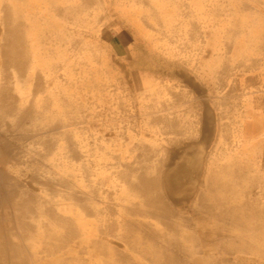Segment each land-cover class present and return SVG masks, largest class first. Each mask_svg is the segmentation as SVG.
I'll return each instance as SVG.
<instances>
[{"label": "rangeland", "instance_id": "1", "mask_svg": "<svg viewBox=\"0 0 264 264\" xmlns=\"http://www.w3.org/2000/svg\"><path fill=\"white\" fill-rule=\"evenodd\" d=\"M3 1L0 0V3ZM55 1L58 5L65 3V0ZM176 1L93 0L90 7L76 8L73 15L61 11V9L58 10L59 15H56L53 7L51 10H46L45 5L41 2L30 1L31 6H36L29 9L28 12L30 23L36 26L34 32H30L29 35L31 37L30 45L34 47L29 49L30 57L23 81L16 80V78L11 81V86L17 96L15 101L7 97V92L1 88L3 82L0 80V107L3 109L11 106L12 102L17 103L19 107L29 105L33 110H47L46 115L50 114V118H59L62 123L58 127L61 129L52 131L41 129L45 124L38 123V121L33 122L28 115L18 116L19 121L17 120V123L14 124V128H6L3 122V125L0 123V130L3 131H0V215L7 217L1 219V222L11 223L12 218L8 219V216L11 214L15 216L17 213V201L19 202L24 196L30 195L31 192L35 196L38 193L36 197L39 198L41 205H37L42 212L49 208L59 215H62L63 211L65 213L64 197L67 205L76 207V209L84 203L88 207L90 206V209L93 207L91 210L95 212L91 211L93 215H90L91 212L89 215L83 214V220H77V223L72 222L73 227L76 224L77 232L68 238L69 240L66 239L64 243H66L67 250H75L82 241H85L84 239L89 241L92 238L89 237L92 230H98L100 227L101 229L113 228V226L104 225L112 223L107 219L154 217L149 213L135 214L137 209L133 213L127 211V206H132L131 203L136 201L130 194L128 185L130 181L137 179V175H142L138 173L139 170L146 171L144 173L146 176L151 177L152 175L153 177L154 172L159 170L160 162L158 161L161 160L162 174L156 173V177L162 176L158 191L162 197H165V204L167 202L166 206L171 211L168 219L163 220V254L168 255L169 260L172 257L171 261L177 259L178 264H264V232L257 233L258 235L242 233V231L236 230L237 226L232 227L233 230L226 226L227 229L229 228V232L227 230L216 232L211 223L207 224L197 220V210H194L192 206H187L185 199L174 201L170 197V191L166 189V178L173 181V185L170 184L171 188L191 189L187 196H190L193 202L198 201L197 206L200 207L201 200L198 195L206 191L204 184L206 180L208 183L211 179L213 192L210 195L207 194L206 199L212 201L215 193V197L224 199L225 193L229 195L226 200L228 206H234L235 203L236 206L242 204L248 206L247 210H250L251 206L264 208V121L259 120L264 119V0ZM80 2L85 4V1L77 0L74 3L75 6L78 7ZM238 19L239 21H237ZM145 22L147 23L145 24ZM176 22L178 23L176 24ZM223 63L229 65L224 66ZM213 69L215 70L212 71ZM35 71L40 76V83L42 81L41 84L39 83V88L43 87L38 91H31L35 84ZM185 75H187L186 78ZM64 78L66 79L64 80ZM176 92L178 93L176 94ZM184 99L186 101L183 102ZM221 104L225 106L222 107ZM69 107L70 109H68ZM11 120H14L13 115L5 119V121ZM167 120L168 123H165ZM36 122L35 130L32 129V125ZM211 125L212 127H210ZM180 128L183 129L180 131ZM209 128H211V132ZM53 131L54 133H52ZM50 134L52 137H49ZM42 137H49L51 144H45V146ZM11 140L12 142H10ZM142 145L148 146L149 149H155L158 154H150L151 156L145 154ZM190 145H193V149L187 152L186 149ZM201 150L203 151L200 152ZM92 156L96 158L93 159ZM143 158L147 160L142 161ZM219 160L220 162H218ZM238 160L241 161L240 164L242 161L243 163L237 164ZM139 162L144 167H140ZM207 163L209 164L207 165ZM247 169L252 173L253 178ZM218 170H221L223 174ZM164 173L168 174L164 175ZM243 173L242 178L244 179H241ZM48 174L49 176H47ZM219 174L220 176H218ZM232 176L235 180H232ZM218 183H223L226 187L231 186L225 192L224 188L218 187ZM48 184L52 190L48 189ZM22 185L24 186L22 187ZM96 189L97 191H95ZM53 192L58 194L53 197ZM93 192L94 197L91 195ZM6 193L8 196L5 195ZM74 193L78 197L72 195ZM261 195L262 197H260ZM70 198H74V200L72 201ZM8 205L9 207H7ZM109 209L112 211H108ZM10 211L12 212L10 213ZM182 215L186 219L185 221L181 220L184 219ZM42 216L45 217L44 214ZM259 216L260 218L264 217V209L262 213L260 210ZM85 220L87 221L85 222ZM36 222L28 227L46 228L45 224L48 221ZM245 225L250 229L253 227L252 222ZM0 227H4L3 229L8 232L5 235H10L12 229H19L17 238L20 243L23 239L22 244L25 247L31 241V237H27L28 231L24 230L25 226L3 225ZM52 228H58V232L62 229L53 224ZM262 228L264 231V221ZM94 233L100 236V233ZM34 241L38 243V240ZM51 241L49 240V244ZM176 245L180 246L181 250ZM188 248L190 249L187 250Z\"/></svg>", "mask_w": 264, "mask_h": 264}, {"label": "bare ground", "instance_id": "2", "mask_svg": "<svg viewBox=\"0 0 264 264\" xmlns=\"http://www.w3.org/2000/svg\"><path fill=\"white\" fill-rule=\"evenodd\" d=\"M30 1L31 0H4L3 2H1L0 3V29H1V35H0V80L3 82V85L1 86V88L3 89V91H5V92H7V97H9L10 99H13L14 101H15V99H16V95H15V90L13 89V87L11 86L12 84H11V81H13V79H15L16 78V80H19V81H23V78H24V75H25V73H26V68H27V62H28V59H29V57H30V52H29V49H32V47H34L33 45L31 46L30 45V42H29V39H31V37L29 36L30 35V32H34V29H35V25L34 24H32V23H30V21H29V9H33V8H35L36 6H31V4H30ZM37 1H39V2H41L43 5H45L44 7H45V9L47 10V9H49V10H51V7H53L54 8V10H55V12H56V15H59V9L60 8H55V6H58V5H54V3H53V1L51 0V2H49L48 0H37ZM176 1V0H175ZM181 1V0H180ZM88 2H90V1H88ZM144 2H145V0H144ZM177 2V1H176ZM48 4V5H47ZM213 4V3H212ZM211 4V5H212ZM219 4V3H218ZM182 6V5H181ZM178 7H180V6H178ZM188 7V6H187ZM210 7V6H209ZM220 7L222 8V6L220 5ZM226 8V7H225ZM180 9V8H179ZM236 11H237V9L236 8H234ZM187 10V9H186ZM226 10V9H225ZM61 11H64V12H66V13H68V14H70V15H73V11H74V9H61ZM212 11V10H211ZM210 11V12H211ZM224 11V10H223ZM233 11V10H232ZM179 12H181V11H179ZM178 12V13H179ZM183 12V11H182ZM230 12V11H229ZM208 14V13H207ZM236 14V13H235ZM240 14V13H239ZM102 15V14H101ZM104 15V14H103ZM225 15V14H224ZM227 15V14H226ZM190 16V15H189ZM195 16V15H194ZM142 17V16H141ZM156 17V16H155ZM210 17H211V15H210ZM209 17V18H210ZM225 17H227V16H225ZM194 18H196V17H194ZM207 18V17H206ZM154 19V18H153ZM168 19V18H167ZM176 19V18H175ZM180 19V18H179ZM190 19V18H189ZM192 20V19H191ZM194 20V19H193ZM207 20V19H206ZM212 20V19H211ZM159 21H160V19H159ZM196 21V20H195ZM237 21H239V19L237 20ZM236 21V22H237ZM150 22H151V20H150ZM187 22V21H186ZM122 23V22H121ZM147 22H145V24H146ZM149 23V22H148ZM178 22H176V24H177ZM204 23V22H203ZM202 23V24H203ZM197 24V23H196ZM201 24V23H200ZM200 24H199V26H200ZM210 24V23H209ZM151 26V25H150ZM192 26V25H191ZM241 26V25H240ZM197 27V26H196ZM206 27V26H205ZM208 27V26H207ZM206 27V28H207ZM191 28V27H190ZM239 28V27H238ZM188 29V28H187ZM194 29V28H193ZM211 29V28H210ZM234 29V28H233ZM156 30V29H155ZM222 30V29H221ZM236 30H237V28H236ZM235 30V31H236ZM210 31V30H209ZM212 31V30H211ZM192 32V31H191ZM221 32V31H220ZM189 33V32H188ZM232 33V32H231ZM236 33V32H235ZM109 34V33H108ZM195 35L197 34V33H194ZM199 34V33H198ZM228 34V33H227ZM189 35V34H188ZM109 36V35H108ZM114 36V35H113ZM213 36V35H212ZM111 37V36H110ZM109 37V38H110ZM160 37V36H159ZM201 37V36H200ZM210 37H211V35H210ZM210 37H208V38H210ZM194 38V37H193ZM195 39V38H194ZM197 39V38H196ZM201 39H202V37H201ZM239 39V38H238ZM165 40V39H164ZM198 40V39H197ZM212 40V39H211ZM224 40V39H223ZM222 40V41H223ZM226 40V39H225ZM76 41H77V39H76ZM174 41H175V39H174ZM185 41V40H184ZM204 41H205V39H204ZM192 42V41H191ZM198 42V41H197ZM196 42V43H197ZM213 42V41H212ZM184 43V42H183ZM208 43V42H207ZM214 43V42H213ZM243 43V42H242ZM27 44V45H26ZM185 44V43H184ZM198 44H200V43H198ZM202 44V43H201ZM226 44V43H225ZM203 45V44H202ZM227 45V44H226ZM239 45V44H238ZM177 46H179V45H177ZM225 46V45H224ZM228 46H229V44H228ZM181 47H183V46H181ZM189 47V46H188ZM208 47V46H207ZM226 47V46H225ZM195 48V47H194ZM193 48V49H194ZM222 48V47H221ZM264 48V47H263ZM201 49V48H200ZM181 50V49H180ZM184 50V49H183ZM191 50V49H190ZM225 50V49H224ZM264 50V49H263ZM188 51V50H187ZM201 51V50H200ZM205 51V50H204ZM228 51V50H227ZM234 51H236V50H234ZM189 52V51H188ZM195 52V51H194ZM193 52V53H194ZM237 52V51H236ZM239 52V51H238ZM196 53V52H195ZM198 53V52H197ZM204 53V52H203ZM215 53V52H214ZM213 53V54H214ZM218 53V52H217ZM222 53V52H221ZM210 54V53H209ZM53 55V54H52ZM211 56V55H210ZM181 57V56H180ZM197 57V56H196ZM189 58L191 59V56H189ZM250 58H252L251 56H250ZM182 59V58H181ZM253 59V58H252ZM123 60V59H122ZM237 60V59H236ZM250 60V59H249ZM190 61V60H189ZM214 61V60H213ZM216 62V61H215ZM257 62V61H256ZM195 63V62H194ZM120 64V63H119ZM188 64V63H187ZM224 64V63H223ZM238 64V63H237ZM241 64V63H240ZM194 65V64H193ZM214 65V64H213ZM228 66L229 64H224V66ZM223 66V65H222ZM235 66V65H234ZM195 67V66H194ZM193 67V68H194ZM250 67V66H249ZM191 68V67H190ZM195 68H197V67H195ZM216 68V67H215ZM225 68V67H224ZM81 69V68H80ZM187 69V68H186ZM218 69H220V68H218ZM223 69V68H222ZM88 70V69H87ZM197 70V69H196ZM215 69H213L212 71H214ZM186 71V70H185ZM36 72V71H35ZM218 72H220V71H218ZM31 73V72H30ZM29 73V74H30ZM127 73V72H126ZM187 73V72H186ZM28 74V75H29ZM33 74V73H32ZM40 74V73H39ZM51 74V73H50ZM214 74V73H213ZM218 74V73H217ZM192 75V74H191ZM194 75V74H193ZM229 75V74H228ZM56 76V75H55ZM78 76V75H77ZM186 76L187 75H185V78H186ZM213 76V75H212ZM220 76V75H219ZM233 76V75H232ZM137 77V76H136ZM141 77H143V76H141ZM54 79H55V77H53ZM140 78V77H139ZM193 78V77H192ZM222 78H223V76H222ZM221 78V79H222ZM66 78H64V80H65ZM88 79V78H87ZM188 79V78H187ZM186 79V80H187ZM200 79V78H199ZM206 79V78H205ZM213 79V78H212ZM78 80V79H77ZM80 80V79H79ZM78 80V81H79ZM128 80V79H127ZM189 80V79H188ZM193 80V79H192ZM61 81V80H60ZM82 81H83V78H82ZM134 81V80H133ZM211 81V80H210ZM220 81V80H219ZM70 82V81H69ZM90 82V81H89ZM190 82H192V81H190ZM189 82V83H190ZM35 84L33 85L34 86V88H33V90H31V91H38V90H40L43 86H41V88H39V83H40V76L39 75H37V72H36V74H35V82H34ZM41 83H42V81H41ZM40 83V84H41ZM82 83V82H81ZM93 83V82H92ZM203 83V82H202ZM201 83V84H202ZM57 84V83H56ZM71 84V83H70ZM69 84V85H70ZM74 84V83H73ZM198 84V83H197ZM258 84V83H257ZM66 85V84H65ZM72 85V84H71ZM172 85V84H171ZM199 85V84H198ZM204 85V84H203ZM209 85V84H208ZM59 86V85H58ZM224 86V85H223ZM61 87V86H60ZM70 87V86H69ZM72 87H73V85H72ZM198 87H200V86H198ZM218 87V86H217ZM21 88H22V86H21ZM68 88V87H67ZM166 88V87H165ZM221 88V87H220ZM82 89V88H81ZM85 89V88H84ZM205 89V88H204ZM257 89V88H256ZM200 90H201V88H200ZM199 90V91H200ZM215 90V89H214ZM219 90V89H218ZM227 90V89H226ZM169 91V90H168ZM174 91V90H173ZM172 91V92H173ZM258 91V90H257ZM5 92H3V93H5ZM76 92V91H75ZM86 92V91H85ZM99 92V91H98ZM246 92V91H245ZM248 92V91H247ZM251 92V91H250ZM2 93V95H4ZM93 93H94V91H93ZM178 92H176V94H177ZM187 93V92H186ZM201 93V92H200ZM199 93V94H200ZM215 93V92H214ZM71 94V93H70ZM96 94H97V91H96ZM120 94V93H119ZM139 94H140V92H139ZM174 94V93H173ZM203 94V93H202ZM241 94V93H240ZM75 95V94H74ZM179 95V94H178ZM62 96V95H61ZM80 96V95H79ZM119 96V95H118ZM136 97H137V95H135ZM201 96V95H200ZM245 96V95H244ZM142 97V96H141ZM177 97V96H176ZM181 97V96H180ZM179 97V98H180ZM188 97V96H187ZM202 97V96H201ZM3 98H5V97H3ZM50 98V97H49ZM61 98H63V97H61ZM79 98V97H78ZM126 98V97H125ZM139 98V97H138ZM202 98H205V97H202ZM201 98V99H202ZM0 99H1V97H0ZM44 99V98H43ZM51 99V98H50ZM140 99V98H139ZM142 99V98H141ZM175 99V98H174ZM213 99V98H212ZM247 99V98H246ZM63 100V99H62ZM68 99H66V101H67ZM110 100V99H109ZM177 100V99H176ZM189 100V99H188ZM251 100V99H250ZM50 101V100H49ZM58 101V100H57ZM65 101V102H66ZM72 101H73V99H72ZM78 101V100H77ZM141 101V100H140ZM184 101H186L185 99L183 100V102ZM204 101V100H203ZM67 102H69V101H67ZM111 102V101H110ZM119 102H120V100H119ZM181 103H182V101H180ZM212 102H213V100H212ZM63 103H64V100H63ZM62 103V104H63ZM69 103H71V102H69ZM73 103V102H72ZM137 103H138V101H137ZM144 103V102H143ZM206 103H207V101H206ZM228 103V102H227ZM250 103V102H249ZM1 104V103H0ZM50 104V103H49ZM171 104V103H170ZM196 104V103H195ZM220 104V103H219ZM219 104H217L218 106H219ZM10 105L11 106H8V107H4L3 109H1V107H0V123L2 124V122H3V124L6 126V128H14L15 127V123H17V120L19 121V117L18 116H21V115H28L29 116V119L31 118L32 119V121L33 122H35V121H38V123L39 122H41L42 124H45V125H43L42 127H41V129H46L47 131H52V130H58V129H61V128H58L59 126H60V124L62 123L61 122V120L59 119V118H50L49 116H50V114H49V116H48V114L46 115V112H47V110H44V111H42V110H33L31 107H29V105H24V106H18V104L17 103H14V102H12V103H10ZM64 105V104H63ZM62 105V106H63ZM75 105V104H74ZM165 105V104H164ZM177 105H179V104H177ZM141 106V105H140ZM221 106L223 107V106H225V105H222L221 104ZM227 106H229V105H227ZM41 107V106H40ZM47 107V106H46ZM142 107H143V105H142ZM175 107V106H174ZM73 108V107H72ZM170 108V107H169ZM188 108V107H187ZM45 109V108H44ZM68 109H70V107L68 108ZM84 109H86V108H84ZM195 109H196V107H195ZM224 109V108H223ZM33 110V111H32ZM123 110V109H122ZM144 110V109H143ZM146 110V109H145ZM151 110H153V109H151ZM190 110H191V108H190ZM205 110V109H204ZM211 110V109H210ZM222 110V109H221ZM221 110H219V111H221ZM225 110V109H224ZM249 110V109H248ZM66 111V110H65ZM126 111V110H125ZM154 111V110H153ZM53 112H55V111H53ZM53 112H51V113H53ZM227 112V111H226ZM49 113V112H48ZM74 113V112H73ZM149 113V112H148ZM151 113V112H150ZM212 113V112H211ZM221 113V112H220ZM223 113V112H222ZM252 113V112H251ZM66 114V113H65ZM68 114H69V112H68ZM194 114H196V113H194ZM224 114V113H223ZM231 114V113H230ZM10 115H13V118H14V120H11V121H5V119L6 118H8ZM70 115V114H69ZM80 115V114H79ZM79 115H78V117H79ZM146 115V114H145ZM157 115V114H156ZM191 115V114H190ZM56 116H57V114H56ZM81 116V115H80ZM157 116H160V115H157ZM156 116V117H157ZM198 116V115H197ZM204 116H205V113H204ZM233 116V115H232ZM240 116V115H239ZM66 117H67V115H66ZM196 117V116H195ZM235 117V116H234ZM241 117V116H240ZM18 118V119H17ZM68 118V117H67ZM72 118V117H71ZM153 118H154V116H153ZM152 118V119H153ZM226 118V117H225ZM228 119H229V117H227ZM202 119V118H201ZM200 119V120H201ZM235 119V118H234ZM75 120V119H74ZM81 120V119H80ZM162 120V119H161ZM175 120V119H174ZM260 121H261V119H259ZM77 121V120H76ZM86 121V120H85ZM154 122H155V119L153 120ZM172 121H173V119H172ZM178 121V120H177ZM203 121H204V118H203ZM225 121V120H224ZM253 121V120H252ZM262 121H264V120H262ZM25 122V121H24ZM30 122H31V120H30ZM151 122H152V120H151ZM158 122V121H157ZM164 122V121H163ZM205 122V121H204ZM213 121L211 120V123H212ZM28 123V122H27ZM78 123V122H77ZM165 123H168V120H167V122H165ZM221 123V122H220ZM227 123H229V122H227ZM252 123V122H251ZM2 124V125H3ZM64 124V123H63ZM222 124V123H221ZM29 125H30V123H29ZM35 125H37V122L34 124V125H32V129H35L36 128V126ZM170 125V124H169ZM226 125V124H225ZM21 126V125H20ZM27 126V125H26ZM178 126V125H177ZM180 126V125H179ZM228 126V125H227ZM235 126V125H234ZM247 126V125H246ZM251 126H252V124H251ZM256 126V125H255ZM254 126V127H255ZM210 127H212V125L210 126ZM237 127V126H236ZM238 127H240V126H238ZM237 127V128H238ZM25 128H27V127H25ZM223 128H224V126H223ZM227 128V127H226ZM248 128V127H247ZM1 129V128H0ZM70 129V128H69ZM71 129H72V127H71ZM159 129V128H158ZM183 128H180V131L182 130ZM185 129H187V128H185ZM210 129L211 128H209V131H210ZM228 129V128H227ZM249 129V128H248ZM251 129V128H250ZM18 130V129H17ZM25 130V129H24ZM23 130V131H24ZM36 130V129H35ZM222 130H224V129H222ZM0 131H2V130H0ZM10 131H12V130H10ZM42 131V130H41ZM169 131V130H168ZM171 131V130H170ZM201 131V130H200ZM235 131V130H234ZM237 131V130H236ZM3 132V131H2ZM166 132V131H165ZM211 132V131H210ZM222 132H224V131H222ZM21 133H22V131H21ZM25 133V132H24ZM27 133V132H26ZM39 133V132H38ZM52 133H54V131L52 132ZM60 133V132H59ZM71 133V132H70ZM163 133V132H162ZM175 133H178V132H175ZM7 134V133H6ZM29 134H31L30 132H29ZM37 134V133H36ZM35 134V135H36ZM45 134H48V133H45ZM57 134V133H56ZM64 134V133H63ZM179 134V133H178ZM199 134V133H198ZM202 134V133H201ZM200 134V135H201ZM224 134V133H223ZM246 134V133H245ZM262 134V133H261ZM44 135V134H43ZM51 135V134H50ZM61 135V134H60ZM72 135V134H71ZM82 135V134H81ZM193 135V134H192ZM210 135H212V134H210ZM244 135V134H243ZM58 136V135H57ZM79 136V135H78ZM245 136V135H244ZM247 136V135H246ZM254 136H255V134H254ZM32 137V136H31ZM39 137V136H38ZM49 137H52V135L51 136H49ZM49 137H42L41 139H42V142L44 143V145L46 144V145H50L51 144V139L49 138ZM54 137H56L55 135H54ZM184 137V136H183ZM218 137V136H217ZM248 137V136H247ZM6 138V137H5ZM16 138V137H15ZM192 138H194V137H192ZM196 138V137H195ZM211 138V137H210ZM235 138V137H234ZM7 139V138H6ZM9 139V138H8ZM20 139V138H19ZM40 139V138H39ZM73 139V138H72ZM91 139V138H90ZM158 139V138H157ZM168 139V138H167ZM190 139V138H189ZM251 139V138H250ZM23 140V139H22ZM33 140V139H32ZM53 140V139H52ZM201 140L203 141V139L201 138ZM223 140V139H222ZM225 140V139H224ZM34 141V140H33ZM64 141V140H63ZM218 141V140H217ZM227 141V140H226ZM10 142H12V140L10 141ZM181 142V141H180ZM190 142V141H189ZM204 142V141H203ZM17 143V142H16ZM34 143V142H33ZM42 143V144H43ZM56 143V142H55ZM135 143V142H134ZM195 143V142H194ZM227 143V142H226ZM14 144V143H13ZM35 144V143H34ZM137 144H139V146H141L140 145V143H138L137 142ZM143 144V143H142ZM145 144V143H144ZM174 144V143H173ZM217 144V143H216ZM232 144V143H231ZM26 145V144H25ZM45 145V146H46ZM60 145V144H59ZM68 145V144H67ZM73 145H74V143H73ZM88 145H90V144H88ZM101 145H103V144H101ZM136 145V144H135ZM134 145V146H135ZM147 145V144H146ZM149 145V144H148ZM176 145V144H175ZM204 145V144H203ZM66 146V145H65ZM70 146V145H69ZM137 146V145H136ZM185 146V145H184ZM193 145H190L189 147H187V152L189 151H191V149H193V147H192ZM12 147V146H11ZM27 147V146H26ZM39 147V146H38ZM64 147V146H63ZM76 147V149H77V146H75ZM142 147H144L143 148V152L145 153V154H148V155H150V154H158L157 152H155V149H149L148 148V146H144V145H142ZM225 147V146H224ZM229 147V146H228ZM3 148V147H2ZM14 148V147H13ZM70 148H73V147H70ZM89 148V147H88ZM103 148V147H102ZM133 148V147H132ZM138 148V147H137ZM206 148V147H205ZM227 148V147H226ZM261 148V147H260ZM4 149V148H3ZM223 149V148H222ZM231 149V148H230ZM1 150V149H0ZM70 150H72V149H70ZM95 150V149H94ZM101 150V149H100ZM104 150V149H103ZM141 150V149H140ZM140 150H138L139 152H140ZM205 150V149H204ZM214 150V149H213ZM226 150V149H225ZM6 151V150H5ZM12 151V150H11ZM20 151V150H19ZM69 151V150H68ZM74 151V150H73ZM111 151V150H110ZM203 150H201L200 152H202ZM216 151V150H215ZM214 151V152H215ZM222 151V150H221ZM230 151V150H229ZM249 151V150H248ZM65 152V151H64ZM72 152V151H71ZM84 152H85V150H84ZM91 152V151H90ZM94 152V151H93ZM133 152V151H132ZM197 152H199V151H197ZM1 153V152H0ZM12 153V152H11ZM61 153H62V151H61ZM98 153V152H97ZM142 153V152H141ZM220 153V152H219ZM225 153V152H224ZM6 154V153H5ZM57 154V153H56ZM85 154V153H84ZM260 154V153H259ZM3 155V154H2ZM68 155V154H67ZM92 155H93V153H92ZM136 155V154H135ZM144 155V154H143ZM218 155V154H217ZM220 155V154H219ZM6 156V155H5ZM29 156V155H28ZM78 156V155H77ZM86 156V155H85ZM102 156V155H101ZM151 156V155H150ZM203 156V155H202ZM227 156V155H226ZM257 156V155H256ZM261 156V155H260ZM71 157V156H70ZM69 157V158H70ZM116 157V156H115ZM134 157H136V156H134ZM142 157V156H141ZM174 157V156H173ZM176 157V156H175ZM174 157V158H175ZM212 157V156H211ZM210 157V158H211ZM1 158V157H0ZM92 158H93V156H92ZM94 158H96V157H94ZM93 158V159H94ZM100 158V157H99ZM139 158H140V156H139ZM173 158V159H174ZM215 158H217L216 156H215ZM221 158V157H220ZM228 158V157H227ZM23 159V158H22ZM73 159V158H72ZM81 159V158H80ZM98 159V158H97ZM104 159V158H103ZM119 159V158H118ZM162 159V158H161ZM164 159V158H163ZM172 159V160H173ZM233 159V158H232ZM7 160V159H6ZM13 160V159H12ZM30 160V159H29ZM79 160V159H78ZM84 160V159H83ZM90 160V159H89ZM147 159L146 158H143L142 159V161H146ZM262 160V159H261ZM1 161V160H0ZM25 161V160H24ZM81 161V160H80ZM138 161V160H137ZM225 161V160H224ZM232 161V160H231ZM239 161V160H238ZM245 161V160H244ZM67 162V161H66ZM83 162V161H82ZM88 162V161H87ZM124 162V161H123ZM158 162H160V166L158 167V172L157 171H155L154 173V176L152 177V175L149 173V175H151V177H148V176H146L144 173H146V171H140L139 170V172L138 173H141L142 175H137V179H135V180H133L132 182L130 181V183H129V185H128V187H129V192H130V194L132 195V197L134 198V199H136V201H134L133 203H131V205L132 206H127V211L129 212V213H133L134 211H135V209H137L136 210V212H134L135 214H142V215H144V214H151L152 216H154V217H149V218H162V219H168L167 217L169 216V215H171L170 214V212L171 211H169V209H168V207L166 206V204H167V202H166V204H165V201H164V198L165 197H162L161 195L162 194H159L160 192L158 191V187H159V181H160V178L162 177L161 175H158L157 177H156V173L157 174H162V172H161V160L160 161H158ZM215 162V161H214ZM218 162H220V160L218 161ZM217 162V163H218ZM222 162V161H221ZM225 162H227V161H225ZM225 162H223V163H225ZM240 162L241 161H239L237 164H239V165H241L242 163H243V161H242V163L240 164ZM257 162V161H256ZM15 163V162H14ZM14 163H13V165H14ZM20 163V162H19ZM60 163V162H59ZM76 163H78L77 161H76ZM84 163V162H83ZM100 163V162H99ZM164 163V162H163ZM223 163H221V164H223ZM234 163V162H233ZM251 163V162H250ZM249 163V164H250ZM254 163H255V161H254ZM75 164V163H74ZM74 164H72V165H74ZM80 164H81V162H80ZM125 164V163H124ZM123 164V165H124ZM209 163H207V165H208ZM229 164H230V161H229ZM248 164V163H247ZM247 164H245L246 166H247ZM28 165V164H27ZM82 165V164H81ZM107 165V164H106ZM139 165H140V162H139ZM206 165V166H207ZM219 165V164H218ZM225 165V164H224ZM227 165V164H226ZM225 165V166H226ZM235 165V164H234ZM257 165V164H256ZM21 166V165H20ZM212 166V165H211ZM230 166H231V164H230ZM250 166V165H249ZM258 166V165H257ZM3 167V166H2ZM130 167V166H129ZM128 167V168H129ZM140 167H144V165L143 166H141L140 165ZM254 167V166H253ZM259 167V166H258ZM21 168V167H20ZM23 168V167H22ZM32 168V167H31ZM38 168V167H37ZM64 168V167H63ZM98 168V167H97ZM110 168H111V166H110ZM130 168H132V167H130ZM129 168V169H130ZM138 168V167H137ZM214 168V167H213ZM221 168V167H220ZM228 168H229V166H228ZM3 169V168H2ZM15 169V168H14ZM19 169V168H18ZM141 169V168H140ZM205 169V168H204ZM207 169V168H206ZM243 169V168H242ZM251 169H253V168H251ZM21 170V169H20ZM25 170V169H24ZM23 170V171H24ZM51 170V169H50ZM112 170V169H111ZM216 170V169H215ZM260 170V169H259ZM2 171V170H1ZM32 171V170H31ZM164 171V170H163ZM219 171V170H218ZM221 171V170H220ZM219 171V172H220ZM226 171V170H225ZM250 171H252V170H250ZM41 172V171H40ZM44 172H46V171H44ZM56 172V171H55ZM91 172V171H90ZM196 172H197V170H196ZM195 172V173H196ZM204 172V171H203ZM211 172V171H210ZM209 172V173H210ZM229 172V171H228ZM247 172H249L248 171V169H247ZM42 173V172H41ZM49 173H51V172H49ZM53 173V172H52ZM57 173V172H56ZM93 173V172H92ZM208 173V176L211 174L212 175V173H210L209 174ZM217 173V172H216ZM221 173H222V171H221ZM234 173V172H233ZM238 173V172H237ZM250 173V172H249ZM248 173V174H249ZM262 173V172H261ZM2 174V173H1ZM19 174V173H18ZM23 174V173H22ZM22 174H21V176H22ZM39 174V173H38ZM61 174V173H60ZM108 174V173H107ZM144 174V175H143ZM168 173H164V175H167ZM205 174H207V173H205ZM223 174V173H222ZM229 175H230V173H228ZM251 174V176H252V178L254 177L253 175H252V173H250ZM254 174V173H253ZM37 175V174H36ZM213 175H215V174H213ZM243 175H244V173L241 175V179H244V178H242L243 177ZM257 175V174H256ZM1 176V175H0ZM13 176H14V174H13ZM29 176V175H28ZM46 176V175H45ZM47 176H49V174L47 175ZM72 176V175H71ZM95 176H96V174H95ZM194 176H196L195 174H194ZM218 176H220V174L218 175ZM226 176V175H225ZM246 176V175H245ZM258 176V175H257ZM18 177V176H17ZM16 177V178H17ZM42 177V176H41ZM50 177H51V175H50ZM54 177V176H53ZM57 177V176H56ZM61 177V176H60ZM59 177V178H60ZM129 178H130V176H128ZM201 177H202V174H201ZM206 177V176H205ZM229 177V176H228ZM233 177V176H232ZM98 178H99V176H98ZM107 178V177H106ZM208 178V177H207ZM206 178V179H207ZM236 178V177H235ZM261 178V177H260ZM263 178V177H262ZM18 179V178H17ZM54 179V178H53ZM58 179V178H57ZM110 179V178H109ZM230 179V178H229ZM247 179V178H246ZM249 179V178H248ZM11 180V179H10ZM13 180H14V178H13ZM42 180V179H41ZM61 180H63V179H61ZM89 180H91V179H89ZM98 180V179H97ZM104 180V179H103ZM165 180V179H164ZM211 180V179H210ZM208 181V183H207V180H206V183L204 184V186H205V189H206V191L203 193L202 192V194L200 193V195H198V196H200V203H199V206L200 207H198L197 206V202L196 201H194L193 202V200L191 201V199H190V196H187L190 192H191V189H188L187 188V190H181V189H179V188H177V187H175V188H171V186H170V184H172L173 185V181L171 182V180H169V178H166V189H168L170 192H169V194H170V197H172L173 198V200L174 201H180L181 199H185L186 201H187V206H192V208L194 209V210H197L196 212H198L197 214V216L198 217H196V218H198L197 220L198 221H202V222H204V223H211V225H213V227H214V230L216 231V232H223V231H228V229L226 228V226H229V227H231L230 229L231 230H233L232 229V227H236L237 229V231H242V233H253V234H256V235H258L257 233H263L264 231H263V228H262V225H263V221H264V217H262V218H260V216H259V214H260V210H261V213H262V211H263V209L261 208L260 209V207H256V206H254V207H252L251 206V209L250 210H247V207L248 206H244L243 204L242 205H240V206H236V204L234 203V201H232L233 203H234V206H228L227 204H228V202H226V200H228V198H229V195H227V194H225L224 193V199H221V197H215L216 196V193L213 195L214 196V198L212 199V201H210V200H208V199H206V197H207V194H209L210 195V193L211 192H213L212 191V187H211V181ZM227 180H228V178H227ZM232 180H235L234 179V177L232 178ZM238 180H240V179H238ZM258 180H259V178H258ZM12 181V180H11ZM16 181V180H15ZM50 180L48 179V182H49ZM64 181V180H63ZM163 181V180H162ZM197 181V180H196ZM244 181V180H243ZM10 182V181H9ZM19 182V181H18ZM28 182V181H27ZM90 182V181H89ZM97 182H99V180L97 181ZM105 182V181H104ZM203 182V181H202ZM242 182V181H241ZM246 182V181H245ZM248 182V181H247ZM258 182V181H257ZM7 184H9L8 182H6ZM20 183V182H19ZM62 183V182H61ZM68 183V182H67ZM101 183V182H100ZM106 183V182H105ZM196 183V182H195ZM235 183V182H234ZM259 183V182H258ZM257 183V184H258ZM21 184H23V183H21ZM63 184V183H62ZM164 184H165V182H164ZM163 184V185H164ZM229 184H230V182H229ZM231 184H232V182H231ZM261 184H262V182H261ZM71 185V184H70ZM236 185V184H235ZM242 185H243V183H242ZM247 185V184H246ZM259 185V184H258ZM24 185H22V187H23ZM29 186V185H28ZM32 186V185H31ZM63 186V185H62ZM109 186V185H108ZM229 186H231V185H229ZM229 186H225L223 183H218V187L219 188H224V191L225 192H227V190H228V188H229ZM264 186V185H263ZM9 187V186H8ZM7 187V188H8ZM14 187V186H13ZM25 187H26V185H25ZM30 187V186H29ZM33 187V186H32ZM37 187V186H36ZM46 187V186H45ZM65 187V186H64ZM92 187V186H91ZM94 187V186H93ZM164 187V186H163ZM170 187V188H169ZM200 187V186H199ZM233 187V186H232ZM244 187V186H243ZM242 187V188H243ZM35 188V187H34ZM68 188H69V186H68ZM90 188V187H89ZM106 188V187H105ZM241 188V187H240ZM36 189V188H35ZM48 189H51L52 190V188L50 187V184H48ZM78 191H79V189L78 188H76ZM95 189V188H94ZM103 189V188H102ZM160 189H161V187H160ZM163 189V188H162ZM215 189V188H214ZM232 188L230 187V190H231ZM237 189V188H236ZM239 189V188H238ZM260 189V188H259ZM233 190H234V188H233ZM264 190V189H263ZM19 191H21V190H19ZM32 191V190H31ZM57 191V190H56ZM82 191V190H81ZM95 191H97V189L95 190ZM199 191V190H198ZM216 191V190H215ZM242 191V190H241ZM245 191V190H244ZM247 191V190H246ZM18 192V191H17ZM21 192H23V191H21ZM105 192V191H104ZM104 192H102V193H104ZM113 192V191H112ZM228 192H230V191H228ZM232 192H234V191H232ZM20 193V192H19ZM108 193V192H107ZM162 193H164V192H162ZM218 193V192H217ZM231 193V192H230ZM238 193H240L239 191H238ZM237 193V194H238ZM250 193V192H249ZM248 193V194H249ZM3 194V193H2ZM27 194V193H26ZM58 193L57 192H53L52 193V195H53V197L55 196V195H57ZM69 194H71L70 193V191H69ZM91 194V193H90ZM93 194H94V192L91 194L92 196H93ZM113 194V193H112ZM167 194V193H166ZM213 194V193H212ZM220 194V193H219ZM219 194H217V195H219ZM222 194V193H221ZM220 194V195H221ZM233 194V193H232ZM244 194V193H243ZM259 194V193H258ZM5 195H7V193L5 194ZM15 195H16V193H15ZM37 195H38V193H37ZM36 195V196H37ZM42 195V194H41ZM60 196H61V194H59ZM72 195H77L76 193H74V194H72ZM81 195V194H80ZM80 195H79V197H80ZM168 195V194H167ZM223 195V194H222ZM234 195V194H233ZM232 195V196H233ZM256 196H258L257 194H255ZM2 196V195H1ZM8 196V195H7ZM13 196H14V194H13ZM22 196V195H21ZM35 196V194L33 193V192H31V194L30 195H27V196H24L23 198H21L20 199V201L18 202L17 201V205H18V207H17V213L15 214V216H12V214H11V216L9 215H7L8 216V219H9V217L10 218H12V219H17V220H19L20 221V223L22 224V223H25V224H27V223H35L36 221H41V220H47L48 222L45 224V227L46 228H42V229H34V228H29L28 227V225L27 226H25V225H23V226H25L26 228H24V230H25V232H27L28 231V229H29V236H31V240H38L39 241V237H41L42 239L41 240H45L46 241V244H45V249L46 250H48V251H51V250H58V249H60L61 248V246L63 245V247L65 246L64 245V241H66V239H68V238H70L71 236H73V235H75L76 234V224H75V227H73L72 225V222H76L77 220L78 221H81V220H83L82 219V215L83 214H85V215H89L90 214V212L92 211L91 209L93 208V207H91V209H90V206L88 207L87 205H85L84 203V205L82 204V205H80V207L78 208V209H76V207H73V206H71V205H67V203H66V199H65V197H64V210H65V213H64V211H63V213H62V215H59V214H57V213H55V211H52L51 209H49V208H47L46 210H44L43 212L42 211H40V208L38 207V205L37 204H40V202H39V198L37 199V197ZM83 196V195H82ZM82 196H81V198H82ZM212 196V197H213ZM242 196V195H241ZM10 197V196H9ZM63 197V196H62ZM73 197V196H72ZM75 197H78V196H75ZM94 197V196H93ZM96 197V196H95ZM109 197H111V196H109ZM108 197V198H109ZM211 197V196H210ZM211 197V198H212ZM236 197V196H235ZM253 197V196H252ZM260 197H262V195L260 196ZM8 198V197H7ZM11 198V197H10ZM13 198V197H12ZM20 198V197H19ZM41 198V197H40ZM58 198V197H57ZM61 198V197H60ZM85 198H87V197H85ZM90 198V197H89ZM97 198V197H96ZM238 198V197H237ZM240 198H242V197H240ZM248 198V197H247ZM259 198V197H258ZM72 199V201L74 200V198H70V200ZM77 199V198H76ZM84 199V198H83ZM93 199H95V198H93ZM111 199V198H110ZM178 199V200H177ZM195 199H196V197H195ZM231 199H233V198H231ZM43 200V199H42ZM102 200V199H101ZM170 200V199H169ZM223 200H224V202H223ZM262 200H263V198H262ZM1 201V200H0ZM92 201V200H91ZM254 201H255V198H254ZM253 201V202H254ZM7 202V201H6ZM86 202V201H85ZM130 202V201H129ZM260 202V201H259ZM77 203V202H76ZM94 203V202H93ZM124 203V202H123ZM170 203V202H169ZM183 203H184V201H183ZM43 204V203H42ZM57 204H59V203H57ZM87 204H88V202H87ZM172 204V203H171ZM261 204V203H260ZM41 205V204H40ZM51 205H53V204H51ZM88 205H90V204H88ZM106 205V204H105ZM119 205H120V203H119ZM124 205V204H123ZM168 205V204H167ZM232 205V204H231ZM238 205V204H237ZM262 205H263V202H262ZM47 206V205H46ZM125 206V205H124ZM7 207H9V205L7 206ZM48 207V206H47ZM49 207H51V206H49ZM95 207V206H94ZM102 207H105V206H102ZM114 207V206H113ZM137 207V208H136ZM186 207V206H185ZM110 208H112V207H110ZM53 209V208H52ZM172 209V208H171ZM12 210V209H11ZM54 210V209H53ZM61 210V209H60ZM111 209H109L108 211H110ZM113 210H115V209H113ZM124 210H125V207H124ZM176 210V209H175ZM184 210V209H183ZM187 210V209H186ZM247 210V211H246ZM112 211V210H111ZM181 211V210H180ZM12 211H10V213H11ZM58 212V211H57ZM93 212V211H92ZM91 212V213H92ZM95 212V211H94ZM93 212V213H94ZM102 212V211H101ZM101 212H99V213H101ZM193 212H195V211H193ZM4 213V212H3ZM15 213V212H14ZM60 213V214H61ZM93 213L92 214H90V215H93ZM107 213V212H106ZM176 213V212H175ZM187 213V212H186ZM253 213V214H252ZM45 215V217H43L42 215ZM112 214V213H111ZM180 214V213H179ZM177 215H178V213H177ZM193 215V214H192ZM96 216V215H95ZM181 216V215H180ZM186 216V215H185ZM5 217H6V215L4 216V215H0V220L1 219H5ZM86 217V216H85ZM177 217V216H176ZM182 217H183V215H182ZM187 217V216H186ZM194 217V218H195ZM7 218V217H6ZM109 218V217H108ZM145 218V217H144ZM184 218V217H183ZM188 218V217H187ZM87 219V218H86ZM113 219H115V218H113ZM126 219V218H125ZM130 219V218H129ZM191 219V218H190ZM101 220V219H100ZM111 220V219H110ZM121 220V219H120ZM131 220L132 219H130L129 221L131 222ZM140 220V219H139ZM181 220H183V221H185L186 219L184 218V219H181ZM11 221V220H10ZM21 221H23V222H21ZM87 220H85V222H86ZM89 221V220H88ZM102 221V220H101ZM133 221H135V220H133ZM170 221V220H169ZM169 221L167 222V223H169ZM176 221V220H175ZM188 221H189V219H188ZM1 222V221H0ZM117 222V221H116ZM120 222V221H119ZM123 222H124V220H123ZM136 222V221H135ZM250 223V222H252L253 223V227L250 229V228H248V227H245L246 225V223ZM12 223V222H11ZM36 223H39V222H36ZM77 223V222H76ZM104 223V222H103ZM171 223H172V221H171ZM178 223H181V222H178ZM185 223H187V222H185ZM189 223H190V221H189ZM52 224L53 225H58V226H60L62 229H61V231H57V230H59L58 228H52ZM182 224V223H181ZM98 225V224H97ZM168 225V224H167ZM192 225V224H191ZM206 225V224H205ZM245 225V226H244ZM9 226V225H8ZM30 226V225H29ZM78 226V225H77ZM104 226V225H103ZM102 226V227H103ZM124 226V225H123ZM16 227V226H15ZM28 227V228H27ZM122 227V226H121ZM167 227H169V226H167ZM170 227H173V226H170ZM189 227V226H188ZM245 227V228H244ZM4 228V227H3ZM3 228H1L0 227V240H1V238H3V236L5 235V233L6 234H8V232H6V229H3ZM6 228V227H5ZM10 228V227H9ZM14 228V227H13ZM104 228V227H103ZM144 228V227H143ZM193 228H194V226H193ZM17 229V228H16ZM23 229V228H22ZM77 229H78V227H77ZM82 229V228H81ZM99 229H101V227L99 228ZM173 229H175V228H173ZM3 230V231H2ZM9 230H11V229H9ZM132 230V229H131ZM176 230H178V229H176ZM180 230V229H179ZM15 231V230H14ZM22 231V230H21ZM79 231V230H78ZM100 231V230H99ZM125 231V230H124ZM124 231H122V232H124ZM194 231V230H193ZM10 232V231H9ZM83 232V231H82ZM129 232V231H128ZM128 232H127V235H128ZM229 232V231H228ZM234 232H236L235 230H234ZM11 233V232H10ZM16 234H17V232H15ZM28 233V232H27ZM175 233H177V231H175ZM194 233V232H193ZM231 233V232H230ZM105 234V233H104ZM217 234V233H216ZM234 234H236V233H234ZM82 235V234H81ZM86 235V234H85ZM108 235V234H107ZM144 235V234H143ZM215 235V234H214ZM218 235V234H217ZM240 235V234H239ZM251 235V234H250ZM133 236V235H132ZM132 236H129L130 237V239H131V237ZM137 236V235H136ZM145 236V235H144ZM147 236V235H146ZM192 236V235H191ZM244 236V235H243ZM77 237V236H76ZM83 237V236H82ZM88 237V236H87ZM121 237V236H120ZM216 237V236H215ZM214 237V238H215ZM218 237V236H217ZM246 237V236H245ZM7 238V237H6ZM122 238V237H121ZM133 238H134V236H133ZM149 238V237H148ZM194 238V237H193ZM246 238H248V237H246ZM77 239V238H76ZM80 239V238H79ZM170 239V238H169ZM218 239V238H217ZM216 239V240H217ZM221 239V238H220ZM248 239H250V238H248ZM258 239V238H257ZM10 240H12V239H10ZM23 240V239H22ZM22 240H21V244H22ZM49 240H52L51 242H50V244H49ZM69 240V239H68ZM84 240H86V239H84ZM93 240H94V238H93ZM132 240V239H131ZM165 240H168V239H165ZM7 241V240H6ZM15 241V240H14ZM13 241V243H15L16 244V242H14ZM72 241V240H71ZM70 241V242H71ZM141 241V240H140ZM169 241V240H168ZM167 241V242H168ZM193 241H195V240H193ZM223 241V240H222ZM228 241V240H227ZM240 241V240H239ZM251 241V240H250ZM257 241V240H256ZM263 241V240H262ZM7 242H9V241H7ZM88 242V241H87ZM145 242H146V238H145ZM170 242V241H169ZM214 242V241H213ZM137 243V242H136ZM171 243H172V241H171ZM170 243V244H171ZM256 243V242H255ZM18 244V243H17ZM66 244V243H65ZM87 244V243H86ZM139 244V243H138ZM169 244V243H168ZM169 244V245H170ZM174 244V243H173ZM177 244V243H176ZM184 244V243H183ZM190 244V243H189ZM193 244V243H192ZM222 244V243H221ZM1 245V244H0ZM42 245V244H41ZM84 245V244H83ZM175 245V244H174ZM39 246V245H38ZM43 246V245H42ZM148 246V245H147ZM176 246H178V245H176ZM189 246V245H188ZM187 246V247H188ZM237 246V245H236ZM139 247V246H138ZM144 247H146V246H144ZM173 247V246H172ZM179 247V250H181L180 249V246H178ZM177 247V248H178ZM221 247H222V245H221ZM245 247V246H244ZM1 248V247H0ZM5 248V247H4ZM4 248H2V249H4ZM16 249H17V247H15ZM70 248V247H69ZM142 248V247H141ZM156 248V247H155ZM191 248H193V247H191ZM201 248V247H200ZM223 248V247H222ZM246 248H247V246H246ZM245 248V249H246ZM15 249V250H16ZM74 249V248H73ZM76 249V248H75ZM81 249V248H80ZM190 248H188L187 250H189ZM228 249V248H227ZM244 249V250H245ZM249 249V248H248ZM258 249V248H257ZM22 250V249H21ZM56 250V251H57ZM77 250H79V249H77ZM113 250V249H112ZM111 250V251H112ZM135 250V249H134ZM145 250V249H144ZM143 250V251H144ZM149 250V249H148ZM157 250V249H156ZM163 250V249H162ZM186 250V249H185ZM199 250V249H198ZM229 250V249H228ZM14 251V250H13ZM56 251H55V254H56ZM85 251V250H84ZM103 251V250H102ZM108 251H109V249H108ZM116 251V250H115ZM168 251V250H167ZM195 251V250H194ZM197 251V250H196ZM203 251V250H202ZM220 251V250H219ZM253 251V250H252ZM6 252V251H5ZM16 252V251H15ZM26 252V251H25ZM39 252H41L40 250H39ZM58 252V251H57ZM117 252V251H116ZM122 252V251H121ZM137 252V251H136ZM146 252H147V250H146ZM153 252V251H152ZM162 252V251H161ZM189 253H190V251H188ZM192 252V251H191ZM231 252V251H230ZM234 252H236V250H234ZM247 252H249V251H247ZM255 252V251H254ZM253 252V253H254ZM259 252V251H258ZM63 253H64V251H63ZM70 253V252H69ZM143 253V252H142ZM166 253V252H165ZM199 253V252H198ZM197 253V254H198ZM16 254H17V252H16ZM47 254V253H46ZM145 254V253H144ZM167 254H169L168 252H167ZM232 254V253H231ZM4 255V254H3ZM12 255V254H11ZM14 255V254H13ZM27 255H29V254H27ZM54 255V254H53ZM53 255H51L52 257H53ZM68 255V254H67ZM119 255H121V253L119 254ZM122 255H124V254H122ZM152 255L153 254H151V257H152ZM163 256H162V260L161 261H159V262H162V264H172V261H171V258L172 257H170V260H169V258H168V255H166V254H162ZM186 255V254H185ZM184 255V256H185ZM202 255V254H201ZM43 256V255H42ZM51 256H50V258H51ZM125 256V255H124ZM123 256V257H124ZM174 256V255H173ZM191 256V255H190ZM1 258H2V255L0 256ZM18 257H19V255H18ZM18 257H16L18 260H19V258ZM21 257V256H20ZM116 257H118V256H116ZM127 257V256H126ZM125 257V258H126ZM145 257H146V254H145ZM158 257V256H157ZM157 257H154V258H157ZM178 257V256H177ZM199 257V256H198ZM1 258H0V260H1ZM26 258H28V257H26ZM30 258H31V256H30ZM68 258V257H67ZM66 258V259H67ZM120 258V257H119ZM159 258V257H158ZM186 258H187V256H186ZM211 258V257H210ZM5 259V258H4ZM10 260H11V256H10V258H9ZM14 259V258H13ZM17 259H15V260H17ZM25 259V258H24ZM29 259V258H28ZM56 259V258H55ZM58 259V258H57ZM70 259V258H69ZM71 259H73V258H71ZM124 259V258H123ZM153 259V258H152ZM160 259V258H159ZM174 259H175V257H174ZM183 259V258H182ZM47 260V259H46ZM64 260H65V258H64ZM75 260V259H74ZM121 260H122V258H121ZM125 260V259H124ZM149 260H151V258H149ZM156 260V259H155ZM177 260V259H176ZM184 260H187V259H184ZM3 261V260H2ZM21 261V260H20ZM20 261H19V263H20ZM25 261V260H24ZM23 261V262H24ZM29 261V260H28ZM28 261H27V264H28ZM32 261V260H31ZM44 261V260H43ZM61 261V260H60ZM212 261H214L213 259H212ZM228 261V260H227ZM4 262H6V261H4ZM26 262V261H25ZM62 262V261H61ZM65 262V261H64ZM64 262H62V263H64ZM125 262V261H124ZM230 262V261H229ZM2 264H3V262H1ZM11 263H13L12 261H11ZM32 263V262H31ZM44 263H46V262H44ZM43 263V264H44ZM69 263V262H68ZM68 263H66V264H68ZM182 263V262H181ZM184 263V262H183ZM40 264V263H39ZM52 264V263H51ZM151 264V263H150ZM153 264H155V263H153ZM158 264V263H157ZM161 264V263H160ZM215 264V263H214ZM228 264V263H227Z\"/></svg>", "mask_w": 264, "mask_h": 264}, {"label": "crops", "instance_id": "3", "mask_svg": "<svg viewBox=\"0 0 264 264\" xmlns=\"http://www.w3.org/2000/svg\"><path fill=\"white\" fill-rule=\"evenodd\" d=\"M48 1L51 2V0H48ZM52 1H53L54 5H58L55 0H52ZM83 1H85V4H82L80 2V5H78V7H76L75 6L76 4H74V3L77 2V0H74V1L65 0L64 5L61 4V5L55 6V8L56 7L60 8V9H66V8L70 9L71 8L74 10L76 8L85 9V8L90 7L91 3L93 2V0H83ZM88 1H90V2H88ZM262 120H264V119H262ZM110 219H107V220H108V222H112V223H106L104 225L113 226V228L92 230L91 233L89 234L90 236L88 235L89 237H92V238H90V240L88 242H87V240H85L84 242L82 241L77 246V249H79V250H77V249L67 250V248H65L66 245L64 243V245H65L64 247L62 245L60 249H58V250L56 249L58 252L56 250L48 251L45 249V247H46L45 246V244H46L45 240H39V241H37L38 243H36L34 240H31L30 242L27 243V245L25 247V245L21 244L17 238L19 235V229H12L10 235H4L3 238H1V240H0V244H1L0 245V247H1L0 248V256L2 255V258L0 257L1 258L0 264H2L1 262H3V264H27L28 260H29L28 264H39V263L43 264L44 262H46L44 264H51V263L52 264H66L68 262H69L68 264H150V263L151 264H153V263H155V264L161 263L162 264V262H159V261L162 260V256H163L162 255L163 254L162 249H164V244H163V225H164L163 220L164 219H162V218H130V219H132L131 222L129 221L130 219H121V220L117 219V218H115V219L110 218ZM123 220H124V222H123ZM133 220H135L136 222ZM11 222L12 223L0 222V226H3V225H11V226H23V225L27 226L28 225L29 226L31 224V223L30 224L29 223H27V224L22 223L23 224L22 225L20 223V221L17 219H12ZM21 222H23V221H21ZM171 224H173V223H171ZM122 231H124V232H122ZM15 232H17V234ZM29 232L30 231L28 229L27 237H29ZM94 232L100 233V236L98 234H95ZM127 232H128V235H127ZM132 235L134 236V238ZM129 236H132L131 237L132 240L130 239ZM93 238H94V240H93ZM111 238H113V239H111ZM145 238H146V242H145ZM10 239H12V240H10ZM6 240L9 242H7ZM13 241L16 242V244L13 243ZM144 246H146V247H144ZM15 247H17V249ZM2 248H4V249H2ZM108 249H109V251H108ZM39 250L41 252H39ZM146 250H147V252H146ZM15 251L17 252V254ZM55 251H56V254H55ZM63 251H64V253H63ZM120 253H121V255H119ZM144 253L146 254V257H145ZM27 254H29V255H27ZM122 254H124L125 256ZM151 254H153L152 257H151ZM18 255H19V257H18ZM51 255H53V257ZM10 256H11V260L9 259ZM30 256H31V258H30ZM50 256H51V258H50ZM116 256H118V257H116ZM16 257H18L19 260ZM26 257H28L29 259ZM154 257H157V258H154ZM64 258H65V260H64ZM71 258H73V259H71ZM121 258H122V260H121ZM149 258H151V260H149ZM15 259H17V260H15ZM60 260L62 262H64V261L65 262L62 263ZM4 261H6V262H4ZM11 261L13 263H11ZM19 261H20V263H19ZM172 264H178V261L173 260Z\"/></svg>", "mask_w": 264, "mask_h": 264}]
</instances>
